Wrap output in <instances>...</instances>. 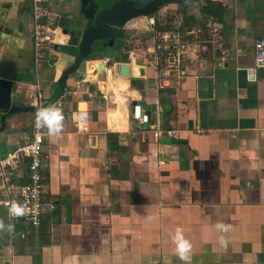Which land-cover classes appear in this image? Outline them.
<instances>
[{
	"label": "crops",
	"instance_id": "0c3cea01",
	"mask_svg": "<svg viewBox=\"0 0 264 264\" xmlns=\"http://www.w3.org/2000/svg\"><path fill=\"white\" fill-rule=\"evenodd\" d=\"M210 2L220 21L202 13L204 0L161 5L146 26L130 25L117 54L100 48L102 58L87 59L81 77L66 25L58 23L73 44L44 51L36 65L30 0H0V80L12 84L13 106L31 108L0 121V158L31 140L36 107L63 103L61 132L42 141L49 206L34 228L0 205L14 225L0 231V264H183L177 228L192 244L191 264H264V68L254 81L245 73L264 32V0ZM175 29L184 55L166 72L155 34ZM121 61L130 76L118 74ZM134 105L147 123L132 118ZM78 110L88 113L86 133L75 130ZM14 175L0 199L18 197L25 166Z\"/></svg>",
	"mask_w": 264,
	"mask_h": 264
},
{
	"label": "built area",
	"instance_id": "2783aa9c",
	"mask_svg": "<svg viewBox=\"0 0 264 264\" xmlns=\"http://www.w3.org/2000/svg\"><path fill=\"white\" fill-rule=\"evenodd\" d=\"M59 1L62 2L64 0ZM30 2L32 24L31 52L34 63L38 65L40 63L41 53L50 51L54 47L68 46L72 43V36L61 25L54 21L52 0H30ZM253 45L254 64L245 71L249 81H254L256 73L264 68V32L262 36L255 38ZM183 48L179 30H164L155 34L154 52L157 53L158 57H163L161 66L166 72L179 67L181 58L184 55ZM258 61H260V63H258ZM87 80V78L79 80L76 85L79 87ZM78 92L79 89L76 88L74 90H65L64 94L75 97ZM93 95L94 94L91 92L87 93L89 98H93ZM41 98L42 96L39 93L38 106ZM102 98L106 100V94L103 93ZM49 106H56L62 110L63 103L62 100L58 99ZM40 109L42 108L39 106V110ZM133 111L132 118L134 120L142 124L148 122L147 115L141 112L139 105H134ZM72 121L74 122L77 132H88L89 117L86 111L78 110L74 112ZM47 131V128L37 127L35 118L32 125L31 140L18 146L5 157L0 158V189H7L14 185V174L19 169L20 164L25 166L27 171L26 182L17 186L19 190L18 197H3L0 199V205L6 208L10 220L18 219L10 215V203L17 202L21 205H25L28 210L27 215L19 218L23 219L26 224L34 228L40 225L44 207L49 206L43 199V176L41 173L43 168L42 141ZM168 134L174 136L175 131H168ZM131 135H136V132H132ZM50 207L52 206L50 205Z\"/></svg>",
	"mask_w": 264,
	"mask_h": 264
},
{
	"label": "water",
	"instance_id": "95a60500",
	"mask_svg": "<svg viewBox=\"0 0 264 264\" xmlns=\"http://www.w3.org/2000/svg\"><path fill=\"white\" fill-rule=\"evenodd\" d=\"M75 1V14L80 13V19L85 23L80 26L75 20L71 21L73 27L77 28L78 41L77 53L73 57V64L76 71L85 77L86 60L88 55L99 51L98 43L114 44L116 39L123 40L129 34L128 27L136 24L138 27L146 26L149 16L154 15L158 8L163 4H182L188 5L193 0H150L139 2L137 0H73ZM79 22V21H78ZM130 30H133L129 28ZM82 31V34L78 33ZM131 32V31H130ZM71 35V36H72ZM73 44V42H72ZM98 47V49H97ZM97 49V50H96ZM113 64V60H111ZM118 74L130 76L131 68L128 63L121 61L116 64ZM140 73V71H139ZM12 84L9 81L0 80V121L9 118L13 114L22 111H31L30 107H20L12 105ZM38 107L35 111L38 112Z\"/></svg>",
	"mask_w": 264,
	"mask_h": 264
},
{
	"label": "clouds",
	"instance_id": "9594fccd",
	"mask_svg": "<svg viewBox=\"0 0 264 264\" xmlns=\"http://www.w3.org/2000/svg\"><path fill=\"white\" fill-rule=\"evenodd\" d=\"M260 63V61H258ZM37 127L47 128L49 135H59L63 127V114L62 110L56 106H49L40 109L36 114ZM27 208L25 205H21L17 202H11L9 207V213L12 217L19 218L27 215ZM216 227L222 231H229L231 226L223 223H218ZM7 228L8 231L14 229V225H5L4 220L0 219V231H4ZM173 242L176 245V252L178 258L183 264H191V250L192 244L187 240L183 234V229L177 228L175 235L172 237ZM221 244L226 246V241L221 238Z\"/></svg>",
	"mask_w": 264,
	"mask_h": 264
},
{
	"label": "rangeland",
	"instance_id": "374dc122",
	"mask_svg": "<svg viewBox=\"0 0 264 264\" xmlns=\"http://www.w3.org/2000/svg\"><path fill=\"white\" fill-rule=\"evenodd\" d=\"M139 2H143L142 0H137ZM146 1H150V0H146ZM52 11H53V16H54V21H56L57 23H60V24H64L66 25V27L69 29V31L72 33L73 31H75L77 28H74L73 27V23H71V21L75 20L76 23H80V26H82L85 21L80 19V13L76 12L75 14V1H72V3H69L68 2H60L59 0H52ZM163 10V6H160L157 10V12L159 13V11H162ZM156 12V13H157ZM79 21V22H78ZM153 28V26H150L149 29ZM78 33L82 34V31H79ZM75 37H78L77 35V31L75 32ZM115 43V46L114 49H110L109 46H107V52H110V50H112L115 54H117L119 51V46L121 44V39H116L114 41ZM99 48H103L101 46H98ZM100 50L98 52H94L90 55H88L87 59L91 60V58H102V55L104 53V50Z\"/></svg>",
	"mask_w": 264,
	"mask_h": 264
},
{
	"label": "trees",
	"instance_id": "16d2710c",
	"mask_svg": "<svg viewBox=\"0 0 264 264\" xmlns=\"http://www.w3.org/2000/svg\"><path fill=\"white\" fill-rule=\"evenodd\" d=\"M204 2L205 3L202 6V13L206 17H210L212 19H215V20L220 21L221 20V12H222L221 7L220 6L212 7L210 0H204ZM201 24H203V23H201ZM98 45L101 46V47H103V49H105V50H107V46H109L110 49L111 48L114 49V47H116L115 44H107V43L104 44V46L101 43H98ZM97 49H98V47H97ZM126 50H130V47H126ZM91 60H98V59L97 58H91Z\"/></svg>",
	"mask_w": 264,
	"mask_h": 264
},
{
	"label": "bare ground",
	"instance_id": "6f19581e",
	"mask_svg": "<svg viewBox=\"0 0 264 264\" xmlns=\"http://www.w3.org/2000/svg\"><path fill=\"white\" fill-rule=\"evenodd\" d=\"M102 68V65L100 66L99 63H98V70H100ZM94 69V63H90L89 64V67H88V70H93ZM110 75H113L114 74V70H110Z\"/></svg>",
	"mask_w": 264,
	"mask_h": 264
},
{
	"label": "flooded vegetation",
	"instance_id": "af4514ba",
	"mask_svg": "<svg viewBox=\"0 0 264 264\" xmlns=\"http://www.w3.org/2000/svg\"><path fill=\"white\" fill-rule=\"evenodd\" d=\"M129 28H131L130 26L127 28L128 30H130ZM132 29V28H131Z\"/></svg>",
	"mask_w": 264,
	"mask_h": 264
}]
</instances>
